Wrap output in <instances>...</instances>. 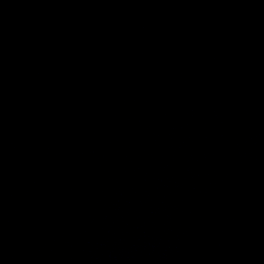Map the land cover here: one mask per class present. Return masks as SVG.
I'll use <instances>...</instances> for the list:
<instances>
[{
  "label": "water",
  "instance_id": "obj_1",
  "mask_svg": "<svg viewBox=\"0 0 264 264\" xmlns=\"http://www.w3.org/2000/svg\"><path fill=\"white\" fill-rule=\"evenodd\" d=\"M0 264H264V0H0Z\"/></svg>",
  "mask_w": 264,
  "mask_h": 264
}]
</instances>
